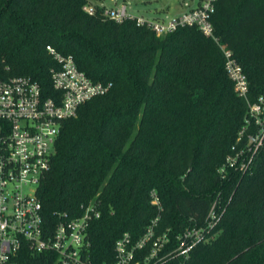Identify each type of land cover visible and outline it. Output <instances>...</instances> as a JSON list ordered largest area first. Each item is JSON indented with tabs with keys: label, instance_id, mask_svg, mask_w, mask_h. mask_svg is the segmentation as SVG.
I'll use <instances>...</instances> for the list:
<instances>
[{
	"label": "trees",
	"instance_id": "trees-1",
	"mask_svg": "<svg viewBox=\"0 0 264 264\" xmlns=\"http://www.w3.org/2000/svg\"><path fill=\"white\" fill-rule=\"evenodd\" d=\"M86 2L0 0V74L30 76L52 95L51 45L111 84L63 123L38 189L45 218L99 204L89 230L95 264L112 262L118 238L138 240L156 219L154 237L169 238L156 264H264V149L251 174H219L247 114L220 46L196 27L157 36L135 20L92 16ZM213 24L255 99L264 92V0H218ZM216 200L218 220L179 255L185 230L204 226Z\"/></svg>",
	"mask_w": 264,
	"mask_h": 264
},
{
	"label": "built area",
	"instance_id": "built-area-1",
	"mask_svg": "<svg viewBox=\"0 0 264 264\" xmlns=\"http://www.w3.org/2000/svg\"><path fill=\"white\" fill-rule=\"evenodd\" d=\"M217 2L184 0L183 11L176 16L136 14L127 0L87 1L83 9L92 16L100 10L106 19L117 22L135 20L157 36L181 27H196L220 46L234 90L247 103L237 142L219 168L221 178L227 179L231 172L251 174L264 149V92L250 98V84L242 64L216 36L213 16ZM46 48L56 63L51 68L52 95L46 96L41 84L30 76L0 74V264H95L89 252V230L101 217L99 204L83 203L80 214L55 213V221H49L38 189L52 166L63 123L76 117L86 102L107 94L111 84L90 78L78 67L73 55L63 54L51 45ZM151 198V203L162 210L155 190ZM217 204L218 200L204 226L185 230L176 249L179 255L187 258L193 246L203 239L206 228L218 220ZM157 220L138 240L124 233L115 242V259L103 264L163 261L166 256L162 248L169 238L167 234L154 237ZM149 242L151 249L144 253Z\"/></svg>",
	"mask_w": 264,
	"mask_h": 264
},
{
	"label": "rangeland",
	"instance_id": "rangeland-1",
	"mask_svg": "<svg viewBox=\"0 0 264 264\" xmlns=\"http://www.w3.org/2000/svg\"><path fill=\"white\" fill-rule=\"evenodd\" d=\"M93 1V0H87ZM132 11L146 16H176L182 13L184 0H127ZM191 1V0H186Z\"/></svg>",
	"mask_w": 264,
	"mask_h": 264
}]
</instances>
